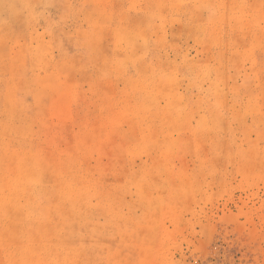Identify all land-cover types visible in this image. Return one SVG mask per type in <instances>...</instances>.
I'll return each instance as SVG.
<instances>
[{
	"label": "rangeland",
	"instance_id": "374dc122",
	"mask_svg": "<svg viewBox=\"0 0 264 264\" xmlns=\"http://www.w3.org/2000/svg\"><path fill=\"white\" fill-rule=\"evenodd\" d=\"M0 264H264V0H0Z\"/></svg>",
	"mask_w": 264,
	"mask_h": 264
}]
</instances>
